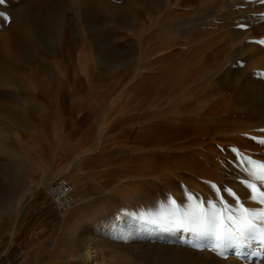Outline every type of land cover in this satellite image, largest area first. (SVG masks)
<instances>
[{
	"label": "rangeland",
	"instance_id": "374dc122",
	"mask_svg": "<svg viewBox=\"0 0 264 264\" xmlns=\"http://www.w3.org/2000/svg\"><path fill=\"white\" fill-rule=\"evenodd\" d=\"M0 11V264H264L260 242L221 257L174 222L189 195L234 218L264 209L237 158L264 161V0ZM60 176L75 192L63 213L44 190Z\"/></svg>",
	"mask_w": 264,
	"mask_h": 264
},
{
	"label": "snow or ice",
	"instance_id": "6c2138e0",
	"mask_svg": "<svg viewBox=\"0 0 264 264\" xmlns=\"http://www.w3.org/2000/svg\"><path fill=\"white\" fill-rule=\"evenodd\" d=\"M6 4L7 0H0V6ZM0 18L6 19V13L0 11ZM258 142L264 145V139H260ZM233 151L237 152L235 149ZM237 158L240 161L241 170L247 177L243 183L252 193L251 198L258 200L260 204H264V161L255 160L239 152H237ZM212 188L216 191L217 196H220L221 190L214 184ZM223 191L228 192L233 197L236 195L231 189H223ZM188 199L195 200V203L182 216L173 214L174 222L181 227L185 222L193 225L187 230L192 232L198 240L203 241L204 245L217 255L223 257L226 249H232L237 258L246 259L249 253L242 251V249L250 248L254 241L264 244V209H261L260 213L257 214L242 207L240 216L234 218L231 213V206L222 198L219 204L212 200H201L193 195H189ZM237 203H239L238 199ZM172 204L175 205V201ZM225 213L228 214L225 215ZM256 221H259L261 225L259 228H257ZM192 246L201 248L200 243ZM251 254L255 255V253Z\"/></svg>",
	"mask_w": 264,
	"mask_h": 264
},
{
	"label": "built area",
	"instance_id": "2783aa9c",
	"mask_svg": "<svg viewBox=\"0 0 264 264\" xmlns=\"http://www.w3.org/2000/svg\"><path fill=\"white\" fill-rule=\"evenodd\" d=\"M52 207L59 213L70 210L75 202L74 185L71 180L60 176L45 187Z\"/></svg>",
	"mask_w": 264,
	"mask_h": 264
},
{
	"label": "bare ground",
	"instance_id": "6f19581e",
	"mask_svg": "<svg viewBox=\"0 0 264 264\" xmlns=\"http://www.w3.org/2000/svg\"><path fill=\"white\" fill-rule=\"evenodd\" d=\"M78 1H80L81 3H84V1L85 0H78ZM264 36V35H263ZM263 39H264V37H263ZM264 51V50H263ZM262 60H260L261 62V64L263 65V67H264V57H262L261 58ZM219 135V134H218ZM139 151V153L141 154V153H145L146 152V150L145 149H139L138 150ZM148 152V151H147ZM254 154L257 156V157H261V158H264V151H262V150H257L256 152H254ZM187 159V158H186ZM149 167V166H148ZM166 168H168V167H166ZM186 168H188V167H186ZM191 168V167H190ZM151 171V170H150ZM191 171V170H190ZM153 172V171H152ZM151 174V173H150ZM180 175V174H179ZM235 179V178H234ZM77 183V182H76ZM132 190V189H131ZM158 216V215H157ZM160 220V219H159ZM104 227V224L103 223H99L98 224V226H97V230H100L101 228H103ZM193 239V238H192ZM199 241V240H198ZM252 251L256 254V255H259V256H262V257H264V249L261 247V246H259V245H256V246H254V247H252ZM86 252V251H85ZM88 253V252H87ZM89 253H90V251H89ZM85 255V254H84ZM90 255H92V254H90ZM91 258V257H90ZM223 261V260H222ZM225 264H231L230 263V261H228V260H225Z\"/></svg>",
	"mask_w": 264,
	"mask_h": 264
}]
</instances>
